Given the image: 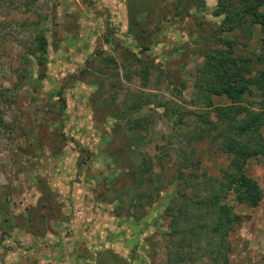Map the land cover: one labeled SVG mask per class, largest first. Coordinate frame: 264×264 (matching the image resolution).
Listing matches in <instances>:
<instances>
[{
  "label": "rangeland",
  "instance_id": "obj_1",
  "mask_svg": "<svg viewBox=\"0 0 264 264\" xmlns=\"http://www.w3.org/2000/svg\"><path fill=\"white\" fill-rule=\"evenodd\" d=\"M223 1L233 7L246 3ZM219 6L220 0H0V180L10 170L16 181L11 192L0 188V204L8 192L17 209L33 167L49 181L48 156H58L57 168L65 162L68 176L78 182L81 170L93 178L82 194L55 190L54 178L43 191L44 206L61 215L67 197L68 203L83 202L79 214L68 210L67 238L54 256H47L48 245L29 250L31 244L6 231L0 264H212L207 242L191 236L190 219L213 216V209L215 218L219 208L211 214L194 202L215 193L202 180L226 182L236 168L233 156L219 147L222 139L198 137L204 124L199 112L207 111L210 119L216 114L214 107L195 104L198 68L205 54L218 49L251 58L253 72L264 69V31L255 17L241 18L227 31L222 17L214 16ZM140 34L151 41L143 52L137 48ZM149 62L150 70L136 69ZM248 99L258 101L257 92ZM228 103L226 96L215 97L216 105ZM183 156H189L184 169ZM181 169L199 185L184 188L177 177ZM244 169L258 181L262 199L256 206L239 203L233 190L222 198L241 217L227 228V261L221 264H264L248 231L257 223L264 229V158L248 159ZM56 178L57 184L66 180ZM56 212L33 218L34 224L43 229ZM173 216L179 218L177 229ZM104 217L109 224H102Z\"/></svg>",
  "mask_w": 264,
  "mask_h": 264
},
{
  "label": "trees",
  "instance_id": "obj_2",
  "mask_svg": "<svg viewBox=\"0 0 264 264\" xmlns=\"http://www.w3.org/2000/svg\"><path fill=\"white\" fill-rule=\"evenodd\" d=\"M245 2L244 5L241 3V7H233V4H225L223 0H220V8L215 10L214 16L222 17L221 24L226 26L227 31L236 29L242 21L241 18L254 16L253 22L259 24L264 31V0L251 2L246 0ZM136 41L137 48H141L142 52L151 46V41L146 42L143 34L138 35ZM226 43L230 47L233 46V42L228 39H226ZM40 49H44L43 44L40 45ZM205 56L207 58L204 65L202 68H198L199 74L195 82L198 97L194 100L196 105H201L207 109L214 107L216 114L215 119H210L207 111L199 112V120L204 121V124L200 126L198 137H212L215 141L222 139L219 147L233 156L232 167L234 166L236 170L229 174L231 177L226 182L210 177L200 182V185H208V188L215 193L213 196H208L207 199L209 200L200 198L194 203L200 209L208 206L206 210H209L211 214L213 207H218L219 215L212 218L214 209L213 216L201 214L202 210H200L201 217L198 215L194 219H190L192 225L189 229L194 239L207 242L205 248L212 264H221L220 262L227 261L224 253V248L227 249L226 240L229 230L227 228L233 225L234 219L241 217L234 214L232 204L221 203L222 198L230 195L231 190H233L239 203L256 206L262 199V191L258 181L246 173L244 164L248 159L255 156L264 158V69L253 72L251 58L233 56L229 50L217 49L208 52ZM140 61L143 62L144 60L140 58ZM153 66V63L149 62L136 69L143 68L142 70L146 71ZM142 78L143 80L146 79L145 77ZM252 92H257L258 101L257 99L247 100V95ZM216 96H226L231 100V103L216 105ZM182 158L184 169L188 166L186 160L189 159V156ZM191 159L195 160L193 157H190ZM183 169L177 176L182 181L183 187L191 185L197 187L199 183L192 184L191 181L189 182L188 176L185 178ZM147 170L151 172L150 167ZM183 196L186 195L183 194ZM178 209L182 215L186 214L183 206L178 207ZM189 216L191 218V215ZM178 225L179 218L173 216L172 228L177 229ZM214 241H219V244H214Z\"/></svg>",
  "mask_w": 264,
  "mask_h": 264
},
{
  "label": "crops",
  "instance_id": "obj_3",
  "mask_svg": "<svg viewBox=\"0 0 264 264\" xmlns=\"http://www.w3.org/2000/svg\"><path fill=\"white\" fill-rule=\"evenodd\" d=\"M11 157L12 158L16 157L15 161L17 163L19 162V160H21L22 162H24L25 160L24 156H21V157L11 156ZM48 157L49 158L45 160L46 161L45 168L46 166L48 168L46 172H48L49 181L44 179L46 176L42 174L43 172H37L38 174H36L34 167L30 169L27 172V174H25L26 183H28V186L30 187V189L27 190L25 195H22L21 201L20 203H18L16 210H12L13 205L9 203V201L12 202V199H11V195L8 194V192L12 191L15 185V182H16L11 177L13 173H11L9 170L8 176H6L4 180H0L1 181L0 188H6V190H8V192H6L7 195L5 197L3 196V199H2L3 202L0 204V213L4 212V210H7V214L4 217L0 216V227L3 228L2 230L0 229V236L2 239V237L6 236L7 235L6 233L8 232L9 234L14 235L15 239L17 240L22 239V241L25 242L26 244L28 243L31 244L30 246L25 244L29 248V250L31 248H40V247H45L46 245H48L49 252L47 256L51 257L57 253L58 245H61L60 241H64V239L66 240L67 238L66 237V233H67L66 223L67 222L65 220L68 221V213H71V212H68V210L69 211L75 210V213L79 214L77 212V209L82 207L83 202L79 200L78 198H76L73 201L72 200L69 201L68 203L67 201L68 197H67V200L64 201L65 202L64 204L67 210L64 211L63 215H61L59 214L56 207L51 208L49 206L48 207L44 206L43 204L44 201L42 199L43 191L46 190L45 189L46 187H50V188L53 187L51 179L54 178L55 180L54 189L55 190L59 188L62 191V193L68 194V192L70 193L71 191H77V189H79L80 194H82L81 191H83L82 189L83 187L87 189V185L92 186L90 184L91 182H93V178H92V173L90 171L81 170V174H80L81 178H80V182H78V180L76 181V178H77L76 175L75 176L70 175L71 178L68 176L69 170L66 169L68 168V165L65 164V162L61 164V162H63L62 160L60 162L59 168H57V164H54V162L56 163L55 160H57L56 158L58 156L56 158H54L53 156H48ZM62 157H65V160L68 162V156H62ZM41 158L42 156L34 157L35 161L36 159L37 161L38 160L42 161L43 159L41 160ZM15 161L11 162V165L9 167L5 166L2 170L7 171L8 169H11ZM76 163L77 162H74V165H76ZM56 171L58 172L56 173ZM59 175H60V178L64 176L66 180H63L64 182L60 180V183L57 184L56 176H59ZM74 177H75V180L73 179ZM77 184H79L80 186L77 187ZM48 210L57 211L55 217L44 222L45 225L42 227L43 229L38 228V226L34 224L35 220L33 218H36V217H40L41 219L44 218L45 212ZM38 211H42V212H38ZM89 215L86 216V219H88L89 221H92V219L88 217ZM72 223H73V219H72L71 224ZM109 223L110 221H106L104 217L102 224L104 225V224H109ZM114 223H117V221L115 222L114 220ZM82 224H83V220L80 219L79 224L77 226L81 227ZM252 225L253 224H251V228H249L248 231H249V239H250V242L252 243L251 246L256 248L254 255H258V256L261 255L263 257L264 256V242L262 239L261 232H263L264 229H262L261 224L259 225L257 223L258 226L257 227L254 226L255 228L253 227V229H252ZM100 231H103V229ZM70 234L71 233L67 234L68 239L71 238ZM58 241H59V244L57 243ZM42 242H44V244Z\"/></svg>",
  "mask_w": 264,
  "mask_h": 264
}]
</instances>
